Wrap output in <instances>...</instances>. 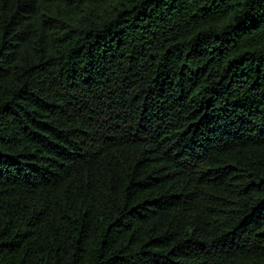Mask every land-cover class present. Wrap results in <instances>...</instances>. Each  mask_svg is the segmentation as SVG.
Instances as JSON below:
<instances>
[{"label":"trees","instance_id":"trees-1","mask_svg":"<svg viewBox=\"0 0 264 264\" xmlns=\"http://www.w3.org/2000/svg\"><path fill=\"white\" fill-rule=\"evenodd\" d=\"M0 264H264V0H0Z\"/></svg>","mask_w":264,"mask_h":264}]
</instances>
